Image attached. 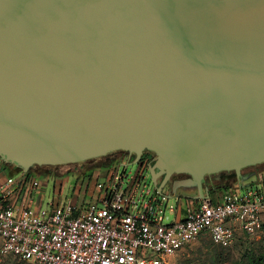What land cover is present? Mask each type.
I'll return each mask as SVG.
<instances>
[{"label":"water","instance_id":"1","mask_svg":"<svg viewBox=\"0 0 264 264\" xmlns=\"http://www.w3.org/2000/svg\"><path fill=\"white\" fill-rule=\"evenodd\" d=\"M147 152L168 199L264 166V0H0L3 163Z\"/></svg>","mask_w":264,"mask_h":264},{"label":"built area","instance_id":"2","mask_svg":"<svg viewBox=\"0 0 264 264\" xmlns=\"http://www.w3.org/2000/svg\"><path fill=\"white\" fill-rule=\"evenodd\" d=\"M133 160L124 154L108 171L75 173L78 200L54 199L49 210L2 207L16 182L0 183V254L29 264H167L202 235L229 248L237 235L253 237L264 227V182L229 190L221 199H189L194 205L189 201L183 211L169 208V199L144 176H150L151 162L142 159L134 175L126 171Z\"/></svg>","mask_w":264,"mask_h":264},{"label":"rangeland","instance_id":"3","mask_svg":"<svg viewBox=\"0 0 264 264\" xmlns=\"http://www.w3.org/2000/svg\"><path fill=\"white\" fill-rule=\"evenodd\" d=\"M127 162V160H126ZM90 166H94L93 164H89ZM137 165H130L129 169L126 170L128 173L134 175L137 172ZM264 168V166H262ZM83 168V167H80ZM79 166L74 167H61L59 170H54L56 175H52L50 177H39L38 181L40 183V187L38 188L40 192L43 193V205L41 210H49L50 203L56 199H77L80 196V187L76 189L78 184V176L75 173H81L84 170H76L80 169ZM262 168V169H263ZM108 171V170H105ZM124 170H120L122 172ZM260 171V170H258ZM104 172V171H103ZM147 177L148 181L150 180L149 175H144ZM229 179V185L234 183L236 177L234 174L227 176ZM228 186V184H227ZM253 188H261L259 184L251 185ZM143 187L141 188L142 191ZM224 190V189H223ZM221 190V191H223ZM232 191L241 192V188H233ZM213 195L211 198L216 200L220 199V192ZM165 193H168V188L165 189ZM222 193V192H221ZM178 198H173L168 200V207L174 206L178 208L179 206L186 210L189 204V198L193 197L191 191H187L184 189H179L177 192ZM219 195V196H218ZM82 196V195H81ZM81 198V197H80ZM87 200H91V197H86ZM192 205H194V201H190ZM169 213H167L168 215ZM173 220V216L171 220ZM240 237V236H239ZM0 249H1V241H0ZM264 254V227L253 237H247L242 239H238L234 242V244L228 249H222L213 245L212 241L208 237H202L198 240L193 241L191 244L183 248L179 253L175 256L169 258L167 260V264H249V258L252 255L255 256L256 260H258ZM0 264H28L18 258H14L12 256H2L0 254Z\"/></svg>","mask_w":264,"mask_h":264},{"label":"crops","instance_id":"4","mask_svg":"<svg viewBox=\"0 0 264 264\" xmlns=\"http://www.w3.org/2000/svg\"><path fill=\"white\" fill-rule=\"evenodd\" d=\"M122 157L116 158L114 160H112L111 162H106L101 164L100 166H90L89 164H82V165H78L80 169H76V170H110V168L112 167L113 163L116 162V160L121 159ZM0 166L3 170V176L0 180V183L4 182L6 179L8 178H13L15 180V186H13V193L12 196L9 198V200L5 203H1V206L12 210L15 213H19L21 210H23L24 208H30V209H35V210H40L42 205H43V199H44V195L42 192L39 191L38 188H33L32 187V182L34 180H38L39 177H50L52 175H56L58 173H56L55 171H50V172H44L42 170H59V168H34L32 169V171L29 172L28 176L26 174V176L28 177V181L27 183L24 182L25 180V174L20 171L19 168L12 166V165H8L3 163V161L0 159ZM260 166L258 167V169L253 172L255 173V175L249 179H247L246 181H239L237 178L235 179L234 183L229 185V179L227 180V182L223 185V187L219 190H211L210 195L213 196L215 194H217V192L223 190L220 192V196L219 198L221 199L222 196L229 190L233 189V188H244L246 186H251L254 184H262V182H264V168ZM260 170V171H258ZM251 173L244 175V177H248ZM27 179V178H26ZM24 182V183H22ZM228 184V186H227ZM78 187V186H77ZM76 187V188H77ZM1 241V240H0Z\"/></svg>","mask_w":264,"mask_h":264},{"label":"flooded vegetation","instance_id":"5","mask_svg":"<svg viewBox=\"0 0 264 264\" xmlns=\"http://www.w3.org/2000/svg\"><path fill=\"white\" fill-rule=\"evenodd\" d=\"M123 156H124V153H116V154L110 155V156H108L106 158L98 159V160H95V161H92V162H89V163H86V164H93L94 166H100L103 163H106L108 161L111 162L112 160H114L116 158H119V157H123ZM152 160H153V164H154L155 155L153 156ZM43 169H45V168H43ZM257 169L258 168L245 170L243 172V175H247L249 173H253ZM42 171L50 172V171H54V170H42ZM90 171L103 172L105 170H90ZM229 175H232V174H220V175H217V176H215L213 178H207L206 182L204 183V188H206V187L209 188L210 192H211V190H216V189L220 190L223 187V185L227 182V180H228L227 176H229ZM184 178H185L184 176H174L173 178H171V180L169 181L168 185L166 186V188H168V192L171 190V188L173 186V183L175 181L182 180ZM161 181H162V178L160 179V182ZM191 192H192V194L194 196H196L198 194L196 191H191Z\"/></svg>","mask_w":264,"mask_h":264},{"label":"trees","instance_id":"6","mask_svg":"<svg viewBox=\"0 0 264 264\" xmlns=\"http://www.w3.org/2000/svg\"><path fill=\"white\" fill-rule=\"evenodd\" d=\"M153 156H154V154H152V153H149V152H147L146 154H144V157H143V160L145 161V164H147L148 162H151L152 164H153ZM144 164V165H145ZM151 164V165H152ZM21 171V170H20ZM29 174V173H28ZM28 174H27V176H28ZM235 176V175H234ZM240 236V237H239ZM202 237H208V238H210L208 235H202V236H200V238H202ZM247 237L248 236H246V235H244V234H239V235H237V239L236 240H238L239 238L240 239H242V238H245V240L247 239ZM199 238V239H200ZM212 241V240H211ZM213 243V242H212ZM213 245L214 246H216V247H219V248H222V249H228V248H223V247H220V246H217V245H215L214 243H213ZM12 257H14V256H12ZM14 258H16V257H14ZM249 261H250V263L249 264H264V254H263V256H261L258 260H256V258H255V256L254 255H252V257L251 258H249ZM25 262V261H24ZM26 263H28V262H26ZM29 264V263H28Z\"/></svg>","mask_w":264,"mask_h":264}]
</instances>
